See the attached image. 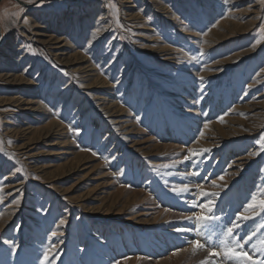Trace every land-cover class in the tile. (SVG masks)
<instances>
[{
  "label": "rangeland",
  "instance_id": "374dc122",
  "mask_svg": "<svg viewBox=\"0 0 264 264\" xmlns=\"http://www.w3.org/2000/svg\"><path fill=\"white\" fill-rule=\"evenodd\" d=\"M18 1L29 8L0 0V264H163L188 231L213 260L197 264H234L210 245L238 213L250 217L240 239L255 233L244 250L261 259L251 244L264 247V0ZM225 22L246 31L211 45ZM214 124L231 126L227 140ZM53 125L64 135L47 140ZM201 189L217 194L205 225L188 219L210 215L193 206L208 202Z\"/></svg>",
  "mask_w": 264,
  "mask_h": 264
},
{
  "label": "bare ground",
  "instance_id": "6f19581e",
  "mask_svg": "<svg viewBox=\"0 0 264 264\" xmlns=\"http://www.w3.org/2000/svg\"><path fill=\"white\" fill-rule=\"evenodd\" d=\"M19 4H21L23 7H25V8H27L28 7V4L26 5V4H23V3H21L20 1H18V0H16ZM130 6V5H129ZM29 8V7H28ZM232 20V19H231ZM227 22H225V23H222L221 25H220V27L218 28V30L217 31H215V32H212V35H211V39L209 40V42H210V44H211V41L212 42H214V43H216V42H219V41H221L222 39H221V37L222 36H224V35H226V33L227 32H229V31H232V30H237V31H240V32H245L246 31V28L247 27H244L242 24H240L239 22L237 23H230L229 25H225ZM256 24V23H255ZM223 25H225L224 27H223ZM17 32V31H16ZM239 34V33H238ZM210 36V35H209ZM221 36V37H220ZM7 37V36H6ZM209 38V37H208ZM4 39H5V33H4V31H3V29L0 27V43L1 42H3L4 41ZM206 39V38H205ZM207 41V40H206ZM206 41H205V43H206ZM222 42V41H221ZM6 43V42H5ZM210 44H209V46H210ZM212 45V44H211ZM65 51V50H64ZM117 55V54H116ZM171 55V54H170ZM174 55V54H173ZM248 54H245V53H242V54H239V55H237L235 58H232V59H229V60H226V61H223L222 63H219L218 64V66L220 67H222V69H223V66L224 65H226L227 64V66L228 65H232V64H236L238 61H242V59L243 58H246V56H247ZM236 59V60H235ZM82 68H83V66H82ZM87 71H86V74H89V75H91L92 74V72H93V70H89V69H86ZM221 71V70H220ZM100 101H103V103L101 102V104H100V106H101V108H103V110L104 111H107V114L109 115V118H111L112 119V121L113 122H115L117 125L119 124V125H121L122 126V128H123V130H125V135H135L136 134V130H135V124H133L131 121H128V119L127 120H125V119H123L124 117V113H123V111H121L115 104H108L107 103V100L106 99H100ZM252 103V102H251ZM262 105V104H261ZM29 106V105H28ZM31 106V105H30ZM100 108V107H99ZM101 110V109H100ZM252 110L253 111H255L256 110V107H252ZM262 110V109H261ZM29 111H31L32 113H38L39 111H40V109L39 108H36V109H33V107L32 108H30L29 109ZM235 111V110H234ZM254 113V112H253ZM261 113H263V112H261ZM126 116V115H125ZM247 121V120H246ZM237 121H233V122H231V126L232 125H234L235 123H236ZM249 123V122H248ZM259 123V122H258ZM244 124H246V123H244ZM262 124V123H261ZM225 125V124H224ZM260 125V124H259ZM231 126H229L230 128H231ZM210 127H212V129H211V131L209 132L210 133V135L211 134H213V135H218V144L219 143H222L221 141H223V140H227L228 138H229V136H230V134L232 133V131L233 130H228L229 129V127H228V125H226V126H221V125H216V124H214V125H212V126H210ZM251 127V126H250ZM249 127V128H250ZM234 129H236V128H234ZM260 129V128H259ZM210 130V129H209ZM239 131V130H238ZM231 132V133H230ZM46 133V138H47V140H51L53 137H56V136H63L64 135V133L62 132V129L59 127V126H55V125H53L52 127H51V129L49 128V130L48 131H46L45 132ZM124 133V132H123ZM255 133V132H254ZM209 135V136H210ZM49 138V139H48ZM208 140H209V138H208ZM204 140H202L201 141V145H204L206 142H203ZM207 141V140H206ZM48 143V142H47ZM172 144V143H171ZM206 144H210V143H206ZM137 146V144L135 143L134 144V146H131V147H133V148H135ZM213 146V145H212ZM54 147H58V148H60V149H62V148H64V147H67V150H69L68 149V146H67V144L65 143V145H63V143H56L55 145H54ZM178 147V146H177ZM167 148V147H166ZM179 148H181V147H179ZM186 149V148H185ZM58 150V149H57ZM56 150V151H57ZM54 151V150H53ZM159 152V151H158ZM222 154V153H221ZM49 155V154H48ZM60 158V157H59ZM56 160V159H55ZM61 160V159H60ZM220 160V159H219ZM77 161V160H76ZM206 161V160H205ZM67 163V162H66ZM203 163V162H202ZM59 167V166H58ZM101 167V166H100ZM52 168V167H51ZM57 168V167H56ZM103 169V168H102ZM217 170H218V168H217ZM184 171V170H183ZM182 175V174H181ZM196 177V176H195ZM198 177V176H197ZM105 178H106V176H105ZM225 181V180H224ZM194 182V181H193ZM211 182V181H210ZM113 183V182H112ZM224 183V182H223ZM219 184H220V182H219ZM223 185V184H222ZM251 185V184H250ZM249 185V186H250ZM18 186V185H17ZM214 186V185H213ZM212 186V187H213ZM226 186V185H225ZM247 187V186H246ZM246 187H245V189H246ZM249 188V187H248ZM247 190V189H246ZM249 191V190H248ZM247 192V191H246ZM245 192V193H246ZM69 193V192H68ZM248 193V192H247ZM246 193V194H247ZM15 194V193H14ZM23 194V193H22ZM243 197H245V196H243ZM136 198V197H135ZM139 198V197H138ZM238 200V199H237ZM147 202V201H146ZM240 202V201H239ZM243 203V202H242ZM151 204V203H150ZM214 204V203H213ZM240 205H241V203H240ZM198 208V207H197ZM217 210V209H216ZM167 213V212H166ZM166 213H165V215H166ZM154 214V213H153ZM182 214V213H181ZM189 214V213H188ZM171 216H167V219H170L172 216L176 219V218H178L177 217V215H172V214H170ZM141 216V215H140ZM162 217V216H161ZM160 217V218H161ZM134 218V217H133ZM136 218V217H135ZM159 218V217H158ZM158 220V219H157ZM222 220H224V219H222ZM228 220V219H227ZM256 220H257V218H256ZM132 221V220H131ZM195 224V223H194ZM222 224V223H221ZM224 224V223H223ZM257 224V223H256ZM136 225V224H135ZM137 225L138 226H145V224H141V223H137ZM180 225V224H179ZM197 225V224H196ZM196 225H195V227H196ZM259 225V224H258ZM199 226V225H198ZM197 226V227H198ZM209 226V225H208ZM262 226V225H261ZM221 227V226H220ZM184 228V227H183ZM191 228V225L189 226V229ZM209 228V227H208ZM188 230V229H187ZM186 230V231H187ZM197 230V229H196ZM203 230H205V229H203ZM207 230H210L211 231V228H209V229H207ZM213 230V229H212ZM219 230V229H218ZM221 230V229H220ZM188 232H190V231H188ZM188 232H186V234H185V237L183 238L184 239V241H185V244H186V246H187V248L186 249H183L178 255H176V257H173V259L171 258V259H165L164 261H162L161 263H165V264H170L171 262L172 263H174L176 260H179L180 258H182V259H184V260H189V261H191L192 263H195V264H197L199 261H201V259L202 258H205L206 257V254L207 253H204L203 251H198V252H195L194 250L192 251V248H193V246H192V244H191V242L193 241V239L194 238H192V236L191 235H193V234H190V233H188ZM197 232V231H196ZM195 232V233H196ZM205 232V231H204ZM213 232V231H212ZM211 232V233H212ZM194 233V232H193ZM202 234L203 232H197V234ZM198 234V235H199ZM205 234V233H204ZM208 234V233H207ZM214 235H215V233H214ZM218 235V234H217ZM197 236V235H196ZM205 236V235H204ZM199 237V236H198ZM201 237H203V235L201 236ZM205 238H207V237H205ZM212 238V237H211ZM210 237H208L207 239H211ZM214 238V237H213ZM212 238V239H213ZM203 239V238H202ZM204 240V239H203ZM203 240H202V242H203ZM259 240V239H258ZM196 241V240H195ZM195 241H193V242H195ZM200 241V240H199ZM204 241H206V240H204ZM217 242H219V241H217ZM201 243V242H200ZM212 243V242H211ZM204 244V243H203ZM209 244V243H208ZM217 244V243H216ZM45 245V244H44ZM189 245V246H188ZM205 245H207L206 243H205ZM42 246V245H41ZM190 247V248H189ZM205 247H207V246H205ZM211 247V246H210ZM219 247V246H218ZM208 249V248H207ZM207 249H205L204 248V251L205 250H207ZM213 249V248H212ZM199 250V249H198ZM222 251V250H221ZM220 251V252H221ZM210 253V252H209ZM223 253V252H222ZM210 257H212V256H210ZM132 259V258H131ZM206 262H208V263H210L211 261H213V260H211V259H209V257L207 256L206 258ZM221 259H223V258H221ZM205 261V260H204ZM224 261V260H223ZM223 261H221V263L223 262ZM226 261V260H225ZM231 261V260H230ZM233 261V260H232ZM205 262V263H206ZM213 263V262H212ZM226 264H227V262H225ZM230 263V262H229ZM203 264V263H202Z\"/></svg>",
  "mask_w": 264,
  "mask_h": 264
},
{
  "label": "snow or ice",
  "instance_id": "6c2138e0",
  "mask_svg": "<svg viewBox=\"0 0 264 264\" xmlns=\"http://www.w3.org/2000/svg\"><path fill=\"white\" fill-rule=\"evenodd\" d=\"M27 23V20L24 21ZM256 43H260V40H256ZM203 80V77L200 78ZM203 135V133H201ZM261 140H264V137L261 138ZM204 151H210V150H204ZM198 155L197 153L193 152L192 157L193 159L195 156ZM185 159H188L186 157ZM198 174V173H197ZM220 179H223V177H220ZM215 181H213V184ZM199 187V186H198ZM173 191L177 193V195H182L183 193L189 191V188L187 185L181 186L180 188H173ZM202 195L204 197H208V202L206 204H195L194 207H199L202 209H206L210 215H195L194 217H188V219L192 220L194 219L196 222L200 223L201 225H205L209 223L210 221L216 219L215 215L213 214V203H212V197H215L216 193H209L207 191H203L201 189ZM260 205L262 207V210H264V197L260 199ZM257 203V197L255 195L251 196V203L247 205V207L244 208V211H248L249 208H251L254 204ZM250 217L243 216L242 214L238 213L230 222L229 225L225 226V229L222 234V240L220 241L219 245H210L215 249V247L222 246L224 249V256L226 259H231L234 261V264H264V247L258 248L255 243L251 244V248L254 250V252H258L260 254L261 259L254 260L253 256H250L247 251L244 250V245L252 241L253 237L255 236V233L248 234L244 239H240L239 233L235 230L239 228L240 223L243 220H248ZM61 224H64L65 222L63 220L60 221ZM177 231H183V229H177ZM53 236L56 235V233H52ZM262 244H264V241H261ZM196 248H204L205 245L201 244L200 241L194 242ZM220 253L213 250L210 253V256H219ZM45 259H48L47 254L45 255Z\"/></svg>",
  "mask_w": 264,
  "mask_h": 264
}]
</instances>
